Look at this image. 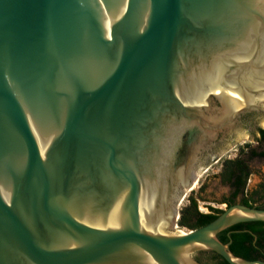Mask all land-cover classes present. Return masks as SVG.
Wrapping results in <instances>:
<instances>
[{"label": "water", "instance_id": "95a60500", "mask_svg": "<svg viewBox=\"0 0 264 264\" xmlns=\"http://www.w3.org/2000/svg\"><path fill=\"white\" fill-rule=\"evenodd\" d=\"M261 113L264 0H0V264H264L174 231Z\"/></svg>", "mask_w": 264, "mask_h": 264}, {"label": "flooded vegetation", "instance_id": "af4514ba", "mask_svg": "<svg viewBox=\"0 0 264 264\" xmlns=\"http://www.w3.org/2000/svg\"><path fill=\"white\" fill-rule=\"evenodd\" d=\"M260 115H264V113H261ZM262 130H264V128L258 126L257 117H256L253 120V122L250 124L246 132L249 139L253 141L254 146L249 145V147L245 148L244 145L248 143L244 142V145L241 148L245 149V151H250L251 153V150H253L259 144L257 141L260 139V134ZM242 155L243 154L240 152V148L236 149V154L234 155L233 158H231L230 155H227L226 158L222 160L220 164V169L217 173V174L222 173L224 162L226 160H232V159L238 158V159H242L243 161H245L246 166H247L246 171L249 172V176L247 178L245 188L242 191H241V186L239 183L234 188H232L229 184L222 182L223 177L221 174V176H217L216 179H217L218 185L222 188L223 191L216 193V191L212 189L208 194H205L204 186L207 183L208 181L207 177L209 176L207 175L203 183H201V186L198 188V191L193 194V196L197 198L198 201L200 200L208 206L207 209H209V211H210V208H215V209H219L223 211L226 208L232 205H235V204H241L245 206L249 205L250 207L264 209V174H261L260 175L261 178L259 179V181H257L253 185L252 184V176L254 172L253 167L251 166L248 160L242 158ZM249 160L252 162H256V163L261 162L264 165V160L262 159L252 158ZM215 161L218 162V160H215ZM215 161H213L210 165H208L205 169H203L201 173H206L211 168V166L213 165ZM199 177L200 176H198L197 174L193 178L192 182L194 183V186L190 191H192L195 188V185L198 183ZM190 195H192V193ZM189 196L187 197L188 203H189ZM185 197L182 200H180V202L178 200L175 205L176 207L178 206L179 216H180V210L182 209L180 208V206L182 204V201H184ZM214 203L220 206L211 205ZM238 232L247 233L251 237L247 243L248 246H250L247 255L250 258H253L254 260L263 261L264 260V236L258 235V233L252 231L251 229L247 227L238 230ZM198 253L194 255V258H196ZM199 255H201V262H204L202 264H205L208 262L209 263L214 262V260L212 259V255L210 253L199 254Z\"/></svg>", "mask_w": 264, "mask_h": 264}, {"label": "trees", "instance_id": "16d2710c", "mask_svg": "<svg viewBox=\"0 0 264 264\" xmlns=\"http://www.w3.org/2000/svg\"><path fill=\"white\" fill-rule=\"evenodd\" d=\"M257 142L259 143L258 146L251 150V153L250 151H245V149L242 148H240V152L243 155L245 154L249 156L251 159L258 158L264 160V130L261 131L260 139ZM244 147H249V144H245ZM246 169V162L242 159L235 158L232 160H226L224 162L222 173H219L216 176H221L222 174V182L229 184L232 188L239 183L242 191L245 188L246 181L249 176V172L246 171ZM246 206L250 207L249 205ZM222 212V210L215 208H210L209 213L200 212L198 210L197 198H195L192 193V195L189 196V203L180 210V216L177 223L181 228L195 230L207 225ZM245 227L258 233L260 236H264V221H252L230 226L218 233L217 237L222 243L229 244V248L235 256L246 260H254L247 255L250 247L247 244L251 238L250 235L238 232V230ZM205 253H210L212 255V259L214 260V262H208L205 264H228L220 255L210 250L200 251L195 259L200 263H204L201 262V255L199 254Z\"/></svg>", "mask_w": 264, "mask_h": 264}, {"label": "rangeland", "instance_id": "374dc122", "mask_svg": "<svg viewBox=\"0 0 264 264\" xmlns=\"http://www.w3.org/2000/svg\"><path fill=\"white\" fill-rule=\"evenodd\" d=\"M257 124L258 126L260 127H263L264 128V115H258L257 116ZM244 142L248 143L249 145L251 146H254L253 144V141L251 139H249L247 133L245 134V136L243 138H241L237 143H235L234 145H232L231 147H229L227 150H225L219 157L218 159V162H214L213 165L211 166V168L206 172V173H199L198 176L199 177V180H198V183L195 185V188L192 190V191H189L187 194H186V197L184 199V201H182V204L180 206V208H183L185 205L188 204L187 202V197L191 194V193H195L198 191V188L201 186V183H203L205 177L207 175H209L207 177L208 181L207 183L205 184L204 188H205V194H208L212 189L216 191V193L220 192V191H223L222 188L218 185L217 183V176L216 174L218 173L219 169H220V164L222 162L223 159L226 158L227 155H230L231 158L234 157V155L236 154V149H239L241 148L243 145H244ZM248 157V158H247ZM242 158L243 159H246L249 161V163L251 164V166L253 167V176H252V184L254 185V183H256L257 181H259V179L261 178L260 175L261 174H264V165L261 163V162H252L250 161L249 159H251L249 156L247 155H242ZM197 204H198V210L202 213H209V209H207V205L205 203H203L202 201H198L197 200ZM211 205H214V206H220V205H217L216 203L214 204H211ZM180 229H183L184 232L188 231L187 229L185 228H181L179 227ZM177 230V229H174V231Z\"/></svg>", "mask_w": 264, "mask_h": 264}, {"label": "built area", "instance_id": "2783aa9c", "mask_svg": "<svg viewBox=\"0 0 264 264\" xmlns=\"http://www.w3.org/2000/svg\"><path fill=\"white\" fill-rule=\"evenodd\" d=\"M177 230L184 231L183 229H180L179 226H176Z\"/></svg>", "mask_w": 264, "mask_h": 264}]
</instances>
